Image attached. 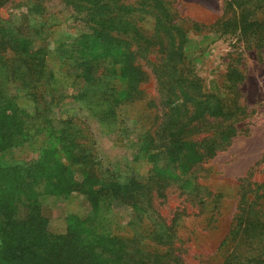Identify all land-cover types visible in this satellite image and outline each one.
<instances>
[{
    "label": "rangeland",
    "instance_id": "374dc122",
    "mask_svg": "<svg viewBox=\"0 0 264 264\" xmlns=\"http://www.w3.org/2000/svg\"><path fill=\"white\" fill-rule=\"evenodd\" d=\"M6 39L23 123L3 113L0 171L38 160L14 218L40 250L0 264H58L61 243L81 264H264V0H0ZM82 59L108 75L96 116Z\"/></svg>",
    "mask_w": 264,
    "mask_h": 264
},
{
    "label": "trees",
    "instance_id": "16d2710c",
    "mask_svg": "<svg viewBox=\"0 0 264 264\" xmlns=\"http://www.w3.org/2000/svg\"><path fill=\"white\" fill-rule=\"evenodd\" d=\"M3 5V4H1ZM91 22H95L94 19L90 20ZM90 35V34H89ZM90 36L88 37V40H90ZM10 47V40L6 39L2 41V44L0 46V121L3 120L4 118L3 113L7 112L10 110V115H6L10 117V124L11 125H16L17 123H23V119L21 116L16 113L19 109L17 108L16 104L13 103L10 98L6 95V92L3 91V86L6 85V80L12 74V69L9 67V64L7 63L6 59H3L5 57V52L6 50ZM142 48V45L139 44L137 49ZM134 49V48H133ZM132 49L127 48V49H122L123 52H126L127 54L131 52ZM180 50V48H179ZM3 54V56H1ZM40 64L38 65L37 68H40L36 74L40 75L43 74L42 76L38 77L37 79L43 78L47 79V76L49 73L47 70L45 71V62L44 58L41 57L39 58ZM119 62L113 61L111 66H107L105 68L106 72H113L119 77L124 76L129 82L130 80V75L125 74V68L122 65L117 64ZM75 67L79 71H81L82 76L84 77L86 81V88L84 90V96L87 101V105L90 106V109L92 111V114L96 116L98 114L99 109L94 108V99L97 97V94L99 91H102L103 88H108V75L102 71L99 72V64L97 62L87 64L84 59H82V62L80 64H76L74 62ZM169 92H172V89H169ZM41 98L42 95H41ZM105 100H110L108 96L105 97ZM111 101V100H110ZM16 134L15 132L12 131V136H8V139H4V142H1V151H7V150H12L14 147H16L17 142H14ZM172 147L177 145L176 141H171L169 142ZM179 144V143H178ZM14 163V162H12ZM10 163L9 165H6L3 169L8 173L4 172V170L0 171V185H3L6 181V179H10V183L12 184V188H15V192H12L8 190L7 188L4 190L0 191V207L4 208V210H0V216L6 218V221L3 226H0V248H5L10 251L11 254L14 253L15 249H21L27 251L29 254H35V252H39L40 247L37 246V244H31V242L27 239L30 237V233L28 232L30 228L25 230L24 226H20L18 229L17 227L21 225L22 219L20 218H14V212H15V207L17 205L19 206L21 201H18L20 199L21 195H26L29 193L31 184L34 182V177L35 173L39 171L38 168V160L34 161L33 165L27 166V162L19 161L17 163H14L12 165ZM13 168H18L19 176H16V171L13 172ZM95 184V183H94ZM136 185H140L139 182H135ZM87 191L88 194L90 193H99L101 190L99 188L95 189H88ZM12 200L9 202V199ZM9 202V203H8ZM28 206V204H27ZM36 204L32 202L30 208L28 206V211L26 216L27 217H32L33 219H38V212H36ZM10 211H12V214H10ZM11 225L9 226V224ZM17 224V225H14ZM33 225H30L32 227ZM16 236L19 238L23 237L25 238L24 240L20 241L19 239H14ZM26 236V237H25ZM66 237V236H64ZM119 240H122L123 238H118ZM4 242H10L8 246H4ZM70 243V242H69ZM73 247L72 245H70ZM76 249V248H75ZM51 251L53 253H57L58 257V264H81L82 262L80 260L75 261L76 255L74 254V248H72L70 251H68V246L64 244H59L56 247L51 248ZM51 259H55L54 257H50ZM80 261V262H79Z\"/></svg>",
    "mask_w": 264,
    "mask_h": 264
}]
</instances>
